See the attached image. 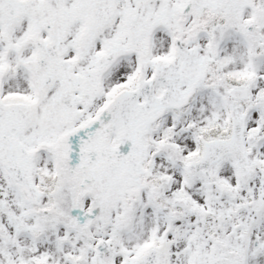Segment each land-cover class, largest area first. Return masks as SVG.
<instances>
[{
    "label": "snow or ice",
    "instance_id": "6c2138e0",
    "mask_svg": "<svg viewBox=\"0 0 264 264\" xmlns=\"http://www.w3.org/2000/svg\"><path fill=\"white\" fill-rule=\"evenodd\" d=\"M0 264H264V0H0Z\"/></svg>",
    "mask_w": 264,
    "mask_h": 264
}]
</instances>
